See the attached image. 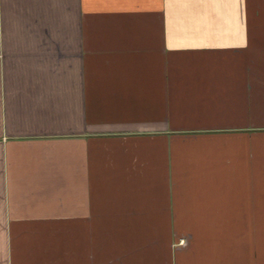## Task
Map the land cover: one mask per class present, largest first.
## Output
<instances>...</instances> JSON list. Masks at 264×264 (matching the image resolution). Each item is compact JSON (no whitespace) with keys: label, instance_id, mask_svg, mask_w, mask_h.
Instances as JSON below:
<instances>
[{"label":"crops","instance_id":"0c3cea01","mask_svg":"<svg viewBox=\"0 0 264 264\" xmlns=\"http://www.w3.org/2000/svg\"><path fill=\"white\" fill-rule=\"evenodd\" d=\"M0 264H264V0H0Z\"/></svg>","mask_w":264,"mask_h":264}]
</instances>
